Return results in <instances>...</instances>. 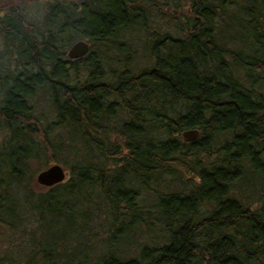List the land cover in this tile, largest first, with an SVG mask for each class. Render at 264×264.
Returning <instances> with one entry per match:
<instances>
[{"label":"trees","instance_id":"trees-1","mask_svg":"<svg viewBox=\"0 0 264 264\" xmlns=\"http://www.w3.org/2000/svg\"><path fill=\"white\" fill-rule=\"evenodd\" d=\"M150 1L59 0L40 23L24 0H0V230L12 242L0 264H264V93L255 88L264 0H190L179 34L148 32L150 64L108 78L104 42L135 20L145 30ZM75 37L89 50L68 59ZM41 94L52 120L34 114ZM191 127L198 135L182 139ZM224 133L214 158L200 162ZM58 152L67 178L37 185L31 162ZM163 173L188 175L153 189L163 241L125 256L121 238L144 219L136 195ZM252 177L262 188L251 207L231 188Z\"/></svg>","mask_w":264,"mask_h":264},{"label":"rangeland","instance_id":"rangeland-1","mask_svg":"<svg viewBox=\"0 0 264 264\" xmlns=\"http://www.w3.org/2000/svg\"><path fill=\"white\" fill-rule=\"evenodd\" d=\"M25 10L24 14L26 17L31 21H38L39 16L42 15L45 11L46 3H50L51 0H26L25 1ZM151 4L147 6V4L143 3V6L146 8V13L143 19V27L139 28L138 23H130L127 26L118 29L114 34V39L110 41L104 42V45H107L109 49L107 50V53L105 51L103 57L105 56V65L104 70L108 74H111L108 76L110 78L118 68H121L123 65H126L127 68L131 71L138 70L139 68L150 64V57L147 52V48L145 45V40L147 38L148 32H150L153 29L160 30V31H169L172 34H179L180 30H176V23L179 25L185 22V16L189 14V3L190 0H151ZM142 26V25H141ZM234 36L238 37L237 35H241L240 32H237L236 30H227V33H229ZM76 39V37L74 38ZM73 39V40H74ZM114 41V42H112ZM120 41L121 43H118ZM117 44L119 45V49L122 50V54H120L116 50ZM230 48L235 49L236 46L232 43H229L228 45ZM107 47V48H108ZM101 50L103 51V46H101ZM128 54V57L124 60L123 56L124 54ZM118 57V59H117ZM117 59V60H116ZM79 74V72H78ZM76 76V74H74ZM81 75H79L80 77ZM255 88L262 91L264 93V80H260L255 83ZM32 104L35 105L36 111L34 114H39L41 116L42 121H48L53 119V113L51 111V106L48 101V99L45 98L44 94L37 95L35 98L32 99ZM125 114V113H124ZM227 134L219 135L216 137V141H213L210 143L212 150V153L209 154H199V157H197L200 162H206L214 158L215 153L218 152L217 150V143L221 141L223 138H226ZM116 139H120L119 137H115ZM58 160L52 161L50 159H47L46 154H40L38 158L33 160L30 165V170L32 172V178L34 179V174L37 170L47 166L48 164L52 162H57L60 165H62L63 169L66 171L64 179L68 176V171L66 166L63 163L64 159V153L58 152L56 154ZM189 174V172H188ZM176 175V174H175ZM185 176L188 175H180L173 177L168 176V174L163 173L161 176L157 178L151 177L148 181L150 191L146 190H140V192L136 195L135 201L138 205H140L143 209V212L141 210V215L144 218L142 222L139 224L136 222V227H131V230H129L124 237L121 238V242L123 244V255L130 256L134 253L135 248L140 245V243L145 242L148 245L152 244H158L161 241H163L162 235L159 233V225L160 222L155 221V218L153 217L157 213V207L149 206V204L152 203L154 200L156 192L153 191L154 188H161L166 190H172L173 188H176L179 184L183 182V179ZM63 179V180H64ZM249 183V184H248ZM37 185L41 187H45V185L38 184ZM262 188V182L259 178L253 177L249 180L245 181V184L243 183L239 185H232L231 191L232 193H235L236 195L243 196V199L246 202H249V205L252 207L257 202V199L259 200V189ZM145 205H144V204ZM149 203V204H148ZM206 204H201L200 210L204 208ZM104 207L101 209V231H98V237L101 235V240L106 236L107 231L105 230V224H107L105 217V213L103 210ZM152 211H148V210ZM123 210V208L121 209ZM147 210V211H146ZM153 219V223L149 220ZM161 231V230H160ZM162 232V231H161ZM155 235V236H154ZM93 236V238H95ZM134 237V239H133ZM134 240V241H133ZM133 241L131 244L130 242ZM101 241V251L102 246L104 243ZM12 246L11 237L8 235V232L3 230H0V252L4 251V249H10Z\"/></svg>","mask_w":264,"mask_h":264},{"label":"water","instance_id":"water-1","mask_svg":"<svg viewBox=\"0 0 264 264\" xmlns=\"http://www.w3.org/2000/svg\"><path fill=\"white\" fill-rule=\"evenodd\" d=\"M88 51V43L84 38L73 40L66 48L65 54L70 58H75L84 55ZM198 135V129L195 127L183 128L179 131V136L182 139H193ZM66 171L62 165L57 162H52L47 166L37 170L34 174V179L38 184L49 186L56 182L62 181Z\"/></svg>","mask_w":264,"mask_h":264},{"label":"flooded vegetation","instance_id":"flooded-vegetation-1","mask_svg":"<svg viewBox=\"0 0 264 264\" xmlns=\"http://www.w3.org/2000/svg\"><path fill=\"white\" fill-rule=\"evenodd\" d=\"M24 1H26V0H24ZM57 3V2H59V0H51V4H53V3ZM49 2L48 3H46V6H45V9H47L48 10V4H50ZM4 9H5V6H4V4H1L0 3V13L2 14L3 12H4ZM41 18V17H40ZM39 18V19H40ZM40 23H41V20H40ZM88 43V42H87ZM70 44V43H69ZM68 44V45H69ZM68 45L66 46V48L68 47ZM66 48H65V51H66ZM88 50H89V43H88ZM64 55L66 56V58H68V59H74V58H70V57H68L66 54H65V52H64ZM75 58H77V57H75Z\"/></svg>","mask_w":264,"mask_h":264}]
</instances>
